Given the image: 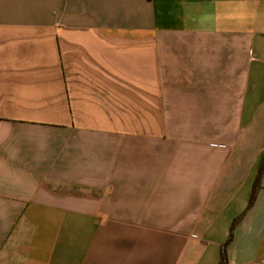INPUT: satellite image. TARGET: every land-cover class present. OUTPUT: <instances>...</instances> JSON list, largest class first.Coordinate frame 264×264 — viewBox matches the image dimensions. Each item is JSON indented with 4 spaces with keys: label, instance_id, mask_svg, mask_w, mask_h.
<instances>
[{
    "label": "crops",
    "instance_id": "0c3cea01",
    "mask_svg": "<svg viewBox=\"0 0 264 264\" xmlns=\"http://www.w3.org/2000/svg\"><path fill=\"white\" fill-rule=\"evenodd\" d=\"M263 153L264 0H0V264H264Z\"/></svg>",
    "mask_w": 264,
    "mask_h": 264
},
{
    "label": "trees",
    "instance_id": "16d2710c",
    "mask_svg": "<svg viewBox=\"0 0 264 264\" xmlns=\"http://www.w3.org/2000/svg\"><path fill=\"white\" fill-rule=\"evenodd\" d=\"M263 174H264V153L262 154V156L260 158V166H259L258 174H257V177L255 179L254 187H253V190H252V193L250 196V200H249V204L247 206V209L250 208L254 204L256 197H257V193H258L259 189L262 187ZM233 228H234V223L232 225L231 232L229 233L227 240L221 246L218 264H229L227 247L233 238Z\"/></svg>",
    "mask_w": 264,
    "mask_h": 264
}]
</instances>
